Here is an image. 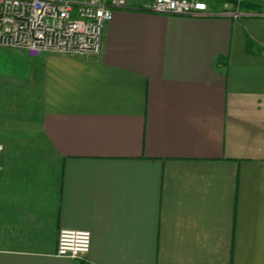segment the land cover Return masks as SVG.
Returning <instances> with one entry per match:
<instances>
[{
	"label": "crops",
	"instance_id": "1",
	"mask_svg": "<svg viewBox=\"0 0 264 264\" xmlns=\"http://www.w3.org/2000/svg\"><path fill=\"white\" fill-rule=\"evenodd\" d=\"M0 60V264H264V15L116 9L98 57Z\"/></svg>",
	"mask_w": 264,
	"mask_h": 264
},
{
	"label": "built area",
	"instance_id": "2",
	"mask_svg": "<svg viewBox=\"0 0 264 264\" xmlns=\"http://www.w3.org/2000/svg\"><path fill=\"white\" fill-rule=\"evenodd\" d=\"M0 0V49L32 54H67L75 57L102 55L106 27L116 9H135L173 16H243L241 3H224L214 12L205 0ZM4 145L0 143V160ZM92 233L62 229L57 255L79 259L91 251Z\"/></svg>",
	"mask_w": 264,
	"mask_h": 264
},
{
	"label": "trees",
	"instance_id": "3",
	"mask_svg": "<svg viewBox=\"0 0 264 264\" xmlns=\"http://www.w3.org/2000/svg\"><path fill=\"white\" fill-rule=\"evenodd\" d=\"M205 1H207L209 4L214 3L216 6L221 4L223 5L224 3H232L233 5L238 4V0H205ZM260 8L261 5L252 0H243L241 3V9L243 10H258Z\"/></svg>",
	"mask_w": 264,
	"mask_h": 264
},
{
	"label": "rangeland",
	"instance_id": "4",
	"mask_svg": "<svg viewBox=\"0 0 264 264\" xmlns=\"http://www.w3.org/2000/svg\"><path fill=\"white\" fill-rule=\"evenodd\" d=\"M252 1H255L256 3L260 4L261 5V8L259 10H262L264 11V0H252ZM219 7H222V4L221 5H218ZM36 55H39V54H36ZM14 66V63H11V62H7V61H2L0 60V69H3L4 70V73L6 76V82L7 84L10 82V83H13L14 81H16V79L14 78L15 76H12L10 74H12L14 71L13 67ZM17 69V68H16ZM18 70V69H17ZM12 77L15 79V80H12Z\"/></svg>",
	"mask_w": 264,
	"mask_h": 264
}]
</instances>
